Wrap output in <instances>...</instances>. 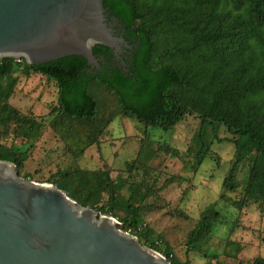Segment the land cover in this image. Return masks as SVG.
Segmentation results:
<instances>
[{
    "label": "trees",
    "instance_id": "16d2710c",
    "mask_svg": "<svg viewBox=\"0 0 264 264\" xmlns=\"http://www.w3.org/2000/svg\"><path fill=\"white\" fill-rule=\"evenodd\" d=\"M102 3L108 16L120 20L122 37L132 47L124 68L99 62V68L91 70L82 56L36 66L22 59H0V161L14 164L20 172L41 136L42 122L9 103L20 74L41 75L56 89L48 124L67 142L68 152L81 144L73 154L80 155L99 142L106 127L120 115L164 132L173 130L186 116H195L203 126L217 124L233 136L229 141L234 145V161L221 184L224 192L239 190L240 197L231 204L237 211L248 203L260 207L264 203V0ZM92 54L105 61L113 56L103 45H95ZM103 93L110 97L112 107L106 116L99 99ZM18 139L26 145L15 143ZM197 140L196 168L209 151L201 132ZM243 161L249 165L248 172L245 180L238 182L235 171ZM105 168L57 170L48 183L78 205L111 215L122 231L141 227L136 235L139 242L164 255L170 264H190L175 258L167 245L160 248L162 239L143 223L142 209L153 184L144 180L131 183L123 197L125 181L122 177L113 181ZM140 168L146 166L137 161L127 167L129 171ZM223 221L216 203L206 206L188 233L186 253L199 252L200 240L212 225ZM227 244H235V251L228 255L235 258L239 244L229 240ZM203 256L207 258L204 264H219L215 254ZM238 264H264V258Z\"/></svg>",
    "mask_w": 264,
    "mask_h": 264
},
{
    "label": "rangeland",
    "instance_id": "374dc122",
    "mask_svg": "<svg viewBox=\"0 0 264 264\" xmlns=\"http://www.w3.org/2000/svg\"><path fill=\"white\" fill-rule=\"evenodd\" d=\"M107 98L110 99L107 94H100L104 116L112 111ZM55 102L56 89L52 81L41 75H19L9 103L20 113L42 122L41 136L30 150L23 169L17 171L20 178L52 184L48 181L57 170H99L106 167L113 181L120 177L125 181L121 190L123 197H127L131 183L140 184L138 182L144 180L153 184L147 206L142 207L143 223L162 239L159 247L167 245L181 262L188 260L190 264H204L207 260L204 254H215V261L219 264L246 263L256 257L264 258V203L260 207L259 204L248 203L237 211L231 201L240 197L239 190L231 193L221 188L234 161V145L229 141L233 136L223 126H203L195 116H186L173 130L164 132L144 128L137 120L120 115L106 127L99 142L86 148L82 154L73 155L82 145L78 144L72 147V153L68 152L67 142L61 140L48 124V113ZM199 132L209 145V151L196 168L193 159L200 146L197 140ZM15 143L26 145L21 139ZM133 161L146 168L129 171L127 167ZM248 166L247 161H243L236 168V181L245 180ZM212 203L217 204L224 221L211 226L199 242V252L186 253L188 233L202 210ZM228 240L239 244L240 251L235 258L228 256L236 248L235 244L228 245Z\"/></svg>",
    "mask_w": 264,
    "mask_h": 264
},
{
    "label": "water",
    "instance_id": "95a60500",
    "mask_svg": "<svg viewBox=\"0 0 264 264\" xmlns=\"http://www.w3.org/2000/svg\"><path fill=\"white\" fill-rule=\"evenodd\" d=\"M102 0H0V59L36 66L82 56L99 68L95 45L132 48ZM113 53V52H112ZM0 264H170L118 229L117 220L82 207L52 184L18 176L0 161Z\"/></svg>",
    "mask_w": 264,
    "mask_h": 264
},
{
    "label": "flooded vegetation",
    "instance_id": "af4514ba",
    "mask_svg": "<svg viewBox=\"0 0 264 264\" xmlns=\"http://www.w3.org/2000/svg\"><path fill=\"white\" fill-rule=\"evenodd\" d=\"M117 28V27H116ZM117 34L122 35L123 34V29L122 28H117ZM123 36V35H122ZM131 49L132 48H125L123 45L120 46V49H113L112 54L113 56L111 57L110 61H105L103 60V65L109 66V65H115L120 68H124L126 66L125 61L130 60L131 57ZM91 70L94 69V66L90 67Z\"/></svg>",
    "mask_w": 264,
    "mask_h": 264
},
{
    "label": "built area",
    "instance_id": "2783aa9c",
    "mask_svg": "<svg viewBox=\"0 0 264 264\" xmlns=\"http://www.w3.org/2000/svg\"><path fill=\"white\" fill-rule=\"evenodd\" d=\"M21 59H17V61H20ZM119 225V222L117 221V226ZM119 229V228H118ZM141 230V227H137V228H132V227H129L127 228L126 230H124L123 232L126 233V234H129V235H133V236H136L138 232H140ZM122 231V230H121ZM137 237V236H136Z\"/></svg>",
    "mask_w": 264,
    "mask_h": 264
}]
</instances>
